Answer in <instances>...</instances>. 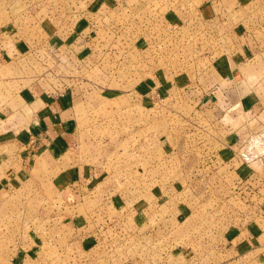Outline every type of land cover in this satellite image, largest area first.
Listing matches in <instances>:
<instances>
[{
  "label": "rangeland",
  "instance_id": "obj_1",
  "mask_svg": "<svg viewBox=\"0 0 264 264\" xmlns=\"http://www.w3.org/2000/svg\"><path fill=\"white\" fill-rule=\"evenodd\" d=\"M200 2L0 0V49L8 50L0 53V141L18 90L76 86L87 93L78 107L83 160L108 173L83 204L68 206L70 194L64 199L37 173L44 164L8 188L19 166L15 149L0 146V264H264V179L251 198L249 175L238 177L249 165L237 154L264 135V123L259 112L224 106L221 93L220 111L204 114L205 95L183 78L210 63ZM187 12L193 30L184 26ZM41 24L53 43L42 41ZM220 40H210V59L222 53ZM255 61L242 69L250 77L260 65L254 79L264 90V64ZM250 221L262 233L258 249L237 252L235 230Z\"/></svg>",
  "mask_w": 264,
  "mask_h": 264
},
{
  "label": "crops",
  "instance_id": "obj_2",
  "mask_svg": "<svg viewBox=\"0 0 264 264\" xmlns=\"http://www.w3.org/2000/svg\"><path fill=\"white\" fill-rule=\"evenodd\" d=\"M105 1L112 5L116 0ZM200 1L196 10L200 20L198 22H201V31L205 37L203 44L206 47V53L204 56L208 57L210 63L208 70L191 72V75L187 74L183 78L192 80V89L201 90L202 95H205V100L201 105L204 114L210 110L214 115L216 110L220 111L222 104L224 106L229 104L232 106L231 110L251 111L254 114L259 112L256 115L257 119H259V123H264L259 118V115H264V90H259L261 86L259 87L258 81L254 79L261 66L251 67L249 71L252 69L255 71L252 75L249 74L250 77L246 76L247 70L242 69V65H246L248 61L257 62L256 59L264 64V0ZM171 11L172 14L175 12L174 9ZM188 15L189 12L186 14L185 24L183 22L182 24L193 30L196 24L194 23V14L191 17ZM39 28L46 34L44 36L46 40L43 38L42 41L50 44L52 29L45 24H41ZM217 30L221 37L214 36V32ZM214 38L221 39L223 51L215 58L210 59V52H213L210 40ZM78 39L76 40L75 36L73 42H68L67 45L75 46ZM28 41L27 38L24 41L16 40V49L25 46ZM58 42L62 44L60 40H56L55 45H59ZM0 50V53H4V55L8 52L2 48ZM159 78L161 79L160 75L157 78L158 81ZM174 80L178 83L176 76ZM78 89L76 86H65L52 90L35 85L15 93L16 107L11 109L10 119L5 126L7 129L4 130V134L7 136L1 138L3 142L0 141V146L7 144L15 149L16 156L14 158L17 162L15 165L19 166L11 176L10 183H7L8 188L20 185V182L25 179L24 175L28 176L29 172L38 170L40 165L44 164L47 171L42 172L41 170L37 173L48 178L54 191L64 199H67L66 194H70L71 197L64 204L75 207L83 204L85 197L94 190L95 185L108 177L104 166H97L83 160L84 157L81 154L83 115L78 107L85 102L87 93ZM243 90L248 91L243 92ZM140 91L143 92V90H133L132 92L141 95ZM151 91L154 92V90ZM104 93L108 95L114 92L106 90ZM219 94L223 96L222 98L225 97L222 104H220ZM8 136L9 138L6 139ZM229 147L231 148L229 145L228 148L219 151L218 156L222 162L227 160L232 153L231 150L229 151ZM261 160L262 158L254 162L255 164L247 166L246 174L238 172L239 178H246L249 175L244 183L249 182L251 198V191L259 190V185L256 182L258 179L263 180L264 178V167L261 169V165H259ZM17 175L21 176L20 179ZM240 182L241 179L237 178L233 186L240 188L242 186V184L238 185ZM0 186H3L1 181ZM235 190L237 192V188ZM115 198L112 197V205L120 203L115 202ZM83 219L81 213L71 217L70 222L75 226V230L80 229L79 224ZM247 224L244 230L241 226L235 230L236 246L234 247L240 253L243 250L257 251L256 244L259 235L262 234L258 232V227L253 225V221L247 222Z\"/></svg>",
  "mask_w": 264,
  "mask_h": 264
},
{
  "label": "built area",
  "instance_id": "obj_3",
  "mask_svg": "<svg viewBox=\"0 0 264 264\" xmlns=\"http://www.w3.org/2000/svg\"><path fill=\"white\" fill-rule=\"evenodd\" d=\"M238 157L246 165H250L253 162L264 157V135H256L250 137L248 140V145L244 146L238 152ZM264 179V178H263ZM259 192V190L257 191Z\"/></svg>",
  "mask_w": 264,
  "mask_h": 264
}]
</instances>
